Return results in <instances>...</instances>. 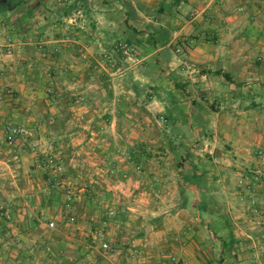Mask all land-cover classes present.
<instances>
[{"label": "rangeland", "instance_id": "374dc122", "mask_svg": "<svg viewBox=\"0 0 264 264\" xmlns=\"http://www.w3.org/2000/svg\"><path fill=\"white\" fill-rule=\"evenodd\" d=\"M143 1L118 0L117 7L112 8L125 11L128 19L135 22L139 4L147 7ZM151 1L152 7L147 9L150 21L167 25L168 33L175 31L173 38L178 39L181 26L174 21V12L179 11V5L169 9L170 4L175 6L174 0ZM96 3L97 0H0V167L6 169L0 168V187H40L41 196L53 199L47 201V214L40 210V222L31 224L32 230L39 228L38 234L50 236L48 244L40 248L45 259L49 264H264V160L258 159V170L253 165L240 170L209 159L215 154L203 151V138L208 136L202 128L205 113H197L202 124L199 127L176 131L174 121L180 110H165L152 103L153 88H141L138 95L130 96L125 92L129 89L126 80L115 83L101 74L99 78L79 81L60 74L58 61L69 49H50L46 42L74 41L77 25L89 23L90 17L87 20L82 16L85 9L98 6ZM184 6L179 13L193 24L207 20L209 25L224 23L219 12L211 11L215 7L229 12L239 9L246 25L256 21L264 25V0H194ZM254 11L258 14H252ZM169 12V19L155 17ZM245 31L242 41L247 54L251 51L246 47L249 40H264V35ZM199 35L208 42L218 38L204 30ZM9 39L16 45L11 55L5 48ZM124 45L127 43H117V52L133 60L136 50L129 45L124 49ZM254 61L263 73V47ZM109 62L101 66L115 69L122 65ZM109 91L116 93L112 102L108 100L112 94ZM114 102L113 113L107 114L109 104ZM91 106L103 109L93 113L96 122L120 111L121 127L114 133L79 128L82 122L96 123L81 110ZM14 107L23 110L12 112ZM184 115L180 122L188 125L193 121L185 110ZM7 125L24 126L29 136L9 145L4 136ZM80 134L85 136L82 141L86 139L90 144L77 142ZM98 137L102 143H98ZM183 140L192 143L187 145ZM95 148L106 157L101 172L104 176L92 172L101 168L99 164L94 168L91 159L97 153ZM49 153L61 161L63 170L57 176L43 164L39 167ZM2 155L14 156V160L3 161ZM82 157L87 160L83 164H71V159L78 161ZM108 162L111 171H106ZM53 184L59 189L49 193ZM17 197L29 201L31 193ZM42 200L41 197L39 202ZM187 200L192 208L184 206ZM3 211L0 210L2 219L11 215L10 210ZM71 217L75 222L69 220ZM49 219L55 224L53 229L47 226ZM147 226L151 229L145 231ZM235 232L255 237L244 235L238 241L234 239ZM238 242L247 251L241 260L235 253ZM103 244L108 248L103 249Z\"/></svg>", "mask_w": 264, "mask_h": 264}, {"label": "crops", "instance_id": "0c3cea01", "mask_svg": "<svg viewBox=\"0 0 264 264\" xmlns=\"http://www.w3.org/2000/svg\"><path fill=\"white\" fill-rule=\"evenodd\" d=\"M97 1L98 6L94 5L95 9L90 6V9H85L82 16H85L87 20L90 17L89 23L77 25L74 41L52 39L46 42L50 49L63 46L69 49L64 50V58L58 61L57 66L62 68L60 74L79 81L99 78L101 74L111 78L115 83H123L126 80L125 83L129 89L125 92L130 96L137 94L141 88H153L155 96L150 99L152 103L161 105L165 110L171 107L180 110L174 121L176 131L182 132L183 128L195 129L202 125L197 113L203 111L205 114L202 115V128L208 134L207 138H203V151L215 154L209 159L212 158L219 163L222 162V164L225 163L240 170H246L252 165L255 169H260L261 161H258L257 153L261 150L264 152V70L263 73L259 71L254 58L258 55L259 49L264 48V40L256 38L252 41L250 39V44L246 47L251 48V51L244 54L242 36L246 30L245 33H256V36L260 37L261 33L264 35V29H259V27L264 28V25L259 24V21L246 25L239 9L229 12L215 7L211 11L216 14L219 12L218 15L224 23L209 25L206 23L207 20L201 24H193L189 20L186 21L179 11H184V5L194 0H174L175 6L170 4L168 8L175 9L179 5L177 7L179 11L174 12V21L181 26L178 32L180 37L174 39L175 31L169 30L168 33L167 25L150 21L147 9L148 6L152 7L151 0L143 1L147 2L145 8L139 4V8L136 9L138 17H135V22L128 19L125 11L123 13L121 10L112 8L116 6L118 0H113V4H110V0ZM121 5L119 8L122 9ZM258 11L260 13L259 9ZM258 13L254 11L252 14L257 15ZM169 15L170 12L155 17L166 20V18L169 19ZM181 19L184 22H180ZM203 30L208 31L212 37H218L217 40L208 42L198 38L201 37L199 33ZM119 42H126L130 47H134L136 57L133 60L126 59L119 51L117 52ZM109 61H116L122 65L115 69L108 68L110 69L108 71L101 66V63H110ZM225 74L230 78H225ZM109 92L112 94H109L108 100L112 102L116 93L115 91ZM29 96H31V91L27 92V97ZM88 96L94 98L93 94L89 93ZM114 107L115 102L109 104L107 114H112ZM14 109L12 112L23 110L18 107ZM81 110L90 114V120H95L94 114L97 110L103 109L91 106L90 108L82 107ZM184 110L190 114V117H193V121L189 119L188 125L180 122L184 120ZM119 112L116 116L108 117L107 115L101 121L96 122L95 120L96 123L92 125H89L92 121L82 122L78 127L85 130L93 128L99 133L112 131L114 133L123 122ZM87 123L88 127H86ZM202 128L199 129L202 130ZM194 132L196 133L195 130ZM78 133H84V131ZM82 138L85 136L80 134L77 142L82 141ZM98 138V143H102V139ZM182 138L179 136V139ZM103 139H107L108 142L113 141L112 137ZM86 142L87 140L83 139L80 144L84 145ZM183 142L187 145L192 143L191 140H183ZM94 150L97 152L94 157H91L95 164L94 168L97 164L101 168L100 170L93 169L92 172L99 176L104 172L102 164L106 157L101 155L97 148ZM1 158L3 161L14 160V156L5 155L4 157L2 155ZM85 161L87 160H84V157L78 161L70 160L71 164L75 165L77 162L83 164ZM107 164L109 167L106 171H111L110 163ZM0 168L6 170L5 167ZM226 171L232 172L228 169ZM39 188L0 187V210H4L3 212L10 210L11 214L6 216L8 220L0 217V264H49V261L45 259L44 251L40 248L43 244H48L50 236H46L43 232L38 234L39 228L35 231L31 227V224L35 226L40 222L39 212L43 210L45 213L48 206L47 201H53L52 198L47 199L46 196H41L42 189ZM28 192L31 193V200L15 199L18 198L17 196H25ZM261 195L263 196L262 193ZM41 197L43 200L39 202ZM235 233L234 239L238 241L244 239V235L249 238L255 237L253 234L248 236L244 232ZM241 245L238 242L235 250L239 260L246 251ZM250 254L254 255V252L251 251Z\"/></svg>", "mask_w": 264, "mask_h": 264}, {"label": "built area", "instance_id": "2783aa9c", "mask_svg": "<svg viewBox=\"0 0 264 264\" xmlns=\"http://www.w3.org/2000/svg\"><path fill=\"white\" fill-rule=\"evenodd\" d=\"M177 34L178 33H175L174 35L176 36ZM5 48H6L7 54L11 55L14 52L16 45L14 44V41L12 39H9L7 41V44L5 45ZM122 48L127 49L128 46L124 45V46H122ZM28 136H29V131L24 126H8L6 128V131H5V141L9 145L15 144L19 139H23V138L28 137ZM257 158L259 160L264 159V152L262 150L257 153ZM42 164H43L44 168H49V169L53 170V173L55 176H57V174H60L63 170L60 159L57 158L52 153H49L46 156L44 161H41V163L39 164V167ZM57 189H59V187H56V184H53L52 187H49L48 191H49V193H52V192H55ZM67 200H68V206H70V204L72 202V197L69 195L67 197ZM109 214L114 215V212L110 211ZM69 220L71 222H75L74 217H71ZM48 227L53 229L55 227L54 222H50L48 224ZM102 248L107 249L108 245L103 244Z\"/></svg>", "mask_w": 264, "mask_h": 264}, {"label": "trees", "instance_id": "16d2710c", "mask_svg": "<svg viewBox=\"0 0 264 264\" xmlns=\"http://www.w3.org/2000/svg\"><path fill=\"white\" fill-rule=\"evenodd\" d=\"M15 1H19L21 3L22 0H15ZM225 78H230L228 75H224ZM184 206L187 207V208H192V206H189V201L187 200L185 203H184ZM199 208V207H197ZM202 208V207H201Z\"/></svg>", "mask_w": 264, "mask_h": 264}, {"label": "water", "instance_id": "95a60500", "mask_svg": "<svg viewBox=\"0 0 264 264\" xmlns=\"http://www.w3.org/2000/svg\"><path fill=\"white\" fill-rule=\"evenodd\" d=\"M148 229H151V226H147L145 231H147Z\"/></svg>", "mask_w": 264, "mask_h": 264}]
</instances>
